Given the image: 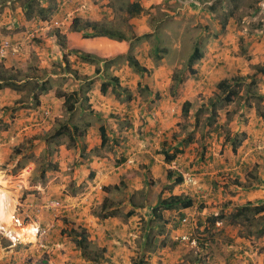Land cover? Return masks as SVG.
Instances as JSON below:
<instances>
[{
    "label": "rangeland",
    "instance_id": "374dc122",
    "mask_svg": "<svg viewBox=\"0 0 264 264\" xmlns=\"http://www.w3.org/2000/svg\"><path fill=\"white\" fill-rule=\"evenodd\" d=\"M50 9L46 19H42ZM75 18L82 22H100L122 33L129 43L127 49L124 53L100 54L97 48L107 46L94 40L97 54L78 51L102 60H81L74 52L77 49L69 48L64 33L71 31ZM51 23L52 27L46 29L45 25ZM103 37L112 39L100 38ZM92 38L82 39L85 42ZM112 40L117 45L122 42ZM4 42L18 43L19 52L0 58V62L9 66V69L3 66L0 69L15 73L27 68L31 79L11 87L19 98L5 108L7 119L0 122V137L6 139L1 133L16 129L14 112L33 107V93L42 83L47 91L39 97L49 94L46 98L52 100V112L57 109L59 115L52 113L48 120L43 112L51 114V110L42 109V113L38 110L37 117L44 121L34 120L28 126L30 135L22 141L15 138L9 147L5 165L14 164L11 171H14L15 183L9 184L0 174V191L8 206L6 216L0 213L3 245L5 241L16 240L23 246V252L37 247L40 250L37 262L46 264L43 259L51 255L49 241L71 239L69 232L76 225L78 210L90 214L91 218L97 216L99 209L101 215L115 212L114 205L107 207L109 203L104 197H97V192L104 193L102 186L96 191L95 185L89 189L86 184L77 185L72 180L84 159L78 155L79 148L90 128H117L121 123L129 128L134 125L127 119L121 121L122 112L135 109L154 114L157 103L164 101L174 106L172 119L177 120L171 139L183 143L176 164L188 176L196 173L183 188L172 187L173 194L178 196L180 189L189 192L180 196L187 199L186 196L193 195L197 212L180 215L182 208L178 207L169 211L171 216L167 215L168 211H161L165 214L163 220L169 219L167 224L156 220L152 209L169 191L162 183L164 174L150 175L148 171L135 174L132 180L138 187L142 185L143 190H138L134 197L137 195V203L145 210L123 216L124 221L134 216L137 220L132 235L128 236L137 245L134 264H162L160 259L167 254L172 258L171 264H264V235L253 236L252 240L246 236L250 230L264 228L258 216L251 223L239 219L237 225L223 220L215 225L212 234L203 232L210 215L229 216L247 203L264 206V0H0V45ZM195 48L201 55L198 60L191 59ZM128 54L147 71L135 70L127 61ZM190 63L194 73L190 72ZM202 66L204 71L200 69ZM260 69L262 74L258 72ZM221 81L238 92L231 104L224 102L226 91L218 88ZM103 82L112 87L118 84L120 90L104 95L100 91ZM72 92L76 95L64 104ZM101 95L108 101L100 99ZM74 102L75 108L66 111V105ZM146 123L144 118L137 119L139 128H144ZM64 124L72 133L74 128L78 130L74 131V140L67 135L53 138ZM79 132L83 135L77 138ZM12 135L16 137L15 133ZM231 143L237 145L236 153L227 156ZM109 151L112 150L94 147L91 154L105 156ZM19 163L26 166L19 170ZM25 169L28 174L23 172ZM226 172L234 175L221 176ZM249 172L253 177L247 182ZM204 175L219 187H210ZM234 177L241 186L233 184ZM50 181L52 189L48 187ZM193 181L201 188L195 189ZM248 184L251 188L244 189ZM51 199L62 200L76 209L54 219L52 212L43 207ZM30 202L40 206L41 219L49 218L37 227L42 228L54 219V228L46 236L34 232L35 241L29 227L33 223L26 216L30 214L29 209L23 206ZM259 215L264 216V211ZM183 216L190 220L189 225L181 222ZM66 222L69 225L60 230ZM38 242L44 243L43 248ZM201 246H207L208 250L202 252ZM101 251L89 246L87 257ZM152 255L158 260L151 259ZM82 257L87 260L86 256ZM182 257L183 263H178L176 259Z\"/></svg>",
    "mask_w": 264,
    "mask_h": 264
},
{
    "label": "crops",
    "instance_id": "0c3cea01",
    "mask_svg": "<svg viewBox=\"0 0 264 264\" xmlns=\"http://www.w3.org/2000/svg\"><path fill=\"white\" fill-rule=\"evenodd\" d=\"M64 33L68 44H70V49L76 48L80 51H90L88 53L92 52L97 54L98 51L100 54H108L112 52H117V54L118 52L124 53L123 51L127 49L126 45L129 44L127 41H122L120 42L121 44L117 45V42L105 37H94L83 42L82 33L80 34L72 31ZM94 40L96 43L106 45L107 47L103 46L102 48H97L98 51L95 50ZM0 66H3L4 69H9V66H7L4 62H0ZM200 69L204 71L203 66ZM25 78L26 77L22 76L21 79L14 82L15 86L13 84L0 90V122L6 121L8 112L6 109H8L9 106L14 105L19 98L16 91L12 90L11 87H16L19 82L26 83L27 80L31 79L29 76L28 79ZM97 92H99V90H97ZM47 96H49V94L38 97L39 104L36 107L20 108L14 112L13 115H16V129L14 131L9 130L8 132H4V134L1 133V135L6 137V139H2V136L0 137V169L2 171L5 170V173L0 171V174L4 180L9 182V184L15 183L13 176L14 171H11L14 164L11 163L9 165H5V161H7L6 158L9 152V147L12 145L14 139L19 138V140L22 141L23 137L30 135L28 126L30 128V126L33 125V122L40 120L36 114L38 110L42 113V109H50L51 114L49 111L43 112V116L48 118V120H50L49 118L52 113L59 115V111L57 109L52 112V100L48 101L46 98ZM100 99L107 100L103 95L100 96ZM90 102H92V100ZM157 105L154 114L139 112L135 109L128 112H122L121 114L122 116L124 115V117L121 118V121H126L127 119L130 123L132 121V124L134 125L129 128L125 127L123 123L117 124V128L110 127L109 129H105L104 126L90 128L86 133V137H84V144L82 143L79 148L78 155H82L84 159H82L81 165H79L78 169L75 171L72 180H74L77 185L82 184L84 186L86 184L89 186V189L92 185H95L96 191H99L98 187L102 186L104 193L99 195L100 193L97 192V197L100 198L103 196L104 201L109 203V206L114 205V209H116L115 214L107 217L100 216V209L98 210L97 216L94 214L95 217L93 216L92 218L90 217V214L86 212H79V210L78 213L76 212V215H78V219L75 220L76 226L84 228L87 232L89 246L103 250L101 256L98 255L97 264H134V256L136 254L137 245L134 240L128 236L132 235L131 232L135 228V221L137 220L136 216L132 217V219H128V221H124L123 219V216L129 211L137 212L139 209L145 210L141 204L137 203V195L134 197V194L138 190H143L142 185L138 187L134 184L132 180L134 176L143 173L146 174L147 171L150 175L163 173L162 183L165 187L168 186L169 191L165 192V197L168 198L174 194L172 190L173 188L171 187L173 179L167 180V171L171 170L176 174L184 172V170L182 169L181 171V168H179L180 166L176 164L178 155L176 156V160L171 163H166L163 156L164 152L171 154L173 152L172 150H182L183 146L181 140L176 141L171 139V135L176 132L174 126L177 122V120L174 122V119H172L174 106H171L169 103H165L164 101L157 103ZM45 113H47V115H45ZM139 117L144 118V121L147 122L144 128L137 127V119ZM41 121L44 120H40V122ZM156 124H159L160 126L155 127ZM100 127H103L104 134L107 138L103 147L101 146ZM94 130H96V132ZM138 130L140 132H138ZM14 133L16 134V137H13L12 134ZM91 135H94L92 139ZM109 137H111L110 140ZM114 145H118L119 147H115ZM94 147L98 149L105 148L112 151L104 153L103 155L105 156H92L91 153ZM72 148L75 150L76 146L73 145ZM121 156L125 157L127 160L122 161ZM3 165L7 168L4 169ZM18 165H20L19 170L26 166H23L21 163ZM27 166V168H30V164H27ZM174 167L176 169H174ZM27 171L28 170L26 169L23 170L25 174H28ZM187 174L188 173L181 175L183 182L176 185L174 189L183 188V185L191 179L190 177L192 176L193 179L196 175V173L193 172L192 174L189 173V176ZM204 178L211 182L213 181L207 178L206 175H204ZM246 179L244 178V180ZM246 181L249 182L251 180L247 179ZM121 184L124 186L122 185L121 187ZM193 185L195 189L201 188L198 183H194ZM48 187L51 189L53 188L52 181L49 182ZM186 187H188V185H186ZM40 188L41 187H36L38 190ZM182 191L183 190L181 189L179 190L178 193L180 194H178V196L182 193L185 195L189 193ZM186 197L187 199L194 200L193 195ZM23 206L29 209L30 214L27 213L26 215L29 216L34 228H36L38 224L49 220V218H47V220L40 218V206L36 203H23ZM74 211L75 210H73V212ZM181 211L180 215H184V213L187 214L188 211L195 214L197 212V207L193 206L190 209L182 208ZM167 215L171 216V213L168 212ZM183 217L185 218V216ZM68 225L69 224L67 222L61 224L62 227H60V230L65 229ZM2 242L3 241H0V264H36L37 259L39 258H37L38 252L40 251L37 247L33 248L32 246L31 249L28 250L29 252H23L21 250L23 249V246L16 242V240L15 242L5 241L4 245ZM47 247H50L49 251L51 252V255L47 259H44L46 264H94L90 260H86L82 257L80 249L70 238L63 237L60 240H51L49 241V245ZM28 257H31V259H28ZM150 258H154V260L157 258L158 260V257L155 255H152ZM170 259L172 258L169 254H167L160 259V262L162 264H171L172 261ZM183 260V257L182 259H176L178 263H183Z\"/></svg>",
    "mask_w": 264,
    "mask_h": 264
},
{
    "label": "trees",
    "instance_id": "16d2710c",
    "mask_svg": "<svg viewBox=\"0 0 264 264\" xmlns=\"http://www.w3.org/2000/svg\"><path fill=\"white\" fill-rule=\"evenodd\" d=\"M132 7L134 8L135 4H132ZM51 9L48 11V14H44L43 15L42 19H46V17L49 15ZM28 18H30V16H28ZM71 31L72 32H82V34L84 35L83 37H102V36H106V37H109V38H112V39H116V40H121V41H125L126 40L125 36L122 33L112 30L111 28L107 27L103 23H100V22H82L79 18H75L74 21L72 22ZM56 34H57V36H59L58 33H56ZM74 52L77 55H80L79 58L81 60H83V61L91 62V61H101L102 60L101 58L96 57L95 55L92 56L93 54L91 55V54L79 53L78 50H76ZM126 58H127L128 63L132 67H134L135 70H137L138 72L145 71V70L147 71L146 68H144L141 65H139V62L133 56L128 54L126 56ZM200 58H201L200 52L198 51L197 48H195L191 59L192 60H194V59L198 60ZM192 64L193 63L189 64V69H190L191 73H194V70H191ZM258 72L262 74L263 70L260 69V70H258ZM19 73H21L22 76L26 77L25 79H28V70H27V68L25 70H18L15 73H12V71H11V73L10 72H6L5 70L0 69V90L2 88H4V87H7V86L15 84L14 82H16L17 80L21 79V78H19ZM36 86H37V83H36ZM227 87H228V85H227V82H225V81H221L218 84V88L222 92L226 91L225 95H224V98H223L224 102L227 103V104H231L238 97V92L235 91L234 89H232V86L228 87V88ZM37 89H38L37 92L33 93V96H32V100H33V103H34L33 107H36L39 104V101H38L39 95L47 90L45 84H43V83L38 85ZM118 90H120V87L118 86V84L116 86L112 87V86H108V84L106 82H103L101 84V87H100V91L104 95L105 94L107 95L109 92L110 93H116ZM75 95H76V92H72L71 94L66 96L64 104L65 103L67 104L69 99L74 97ZM187 105H189V103L186 102L185 106L187 107ZM74 108H75V102L72 103V104L66 105V111L71 112ZM74 131L78 132V130L76 128H74L73 129V133H72L71 130L68 127H65V124H64L62 127H60V129H58L56 131V133L53 136V138H58L59 135H67L70 139L74 140V138H75ZM83 131L84 130H82V132ZM82 132L78 133L77 138H80V136L83 135ZM100 134H101V146L103 147L105 145V143H106V140H107V138H106V136L104 134V131H103V127H100ZM230 145H231L230 146L231 152L227 156H231V155H234L236 153L237 145L235 143H231ZM224 151H227V150H224ZM178 154H182V150H177L176 149L171 154H168V153L164 152L163 153L164 160L166 161V163H171V162L176 160V156ZM121 158H122V161H126L125 157L121 156ZM120 161H121V159H120ZM18 167H20V165H18ZM231 174H232V176L234 175L232 172H231ZM231 174L226 172V173H222L221 176L226 175L227 178H231L232 177ZM246 177H247V179H251L253 177V174L251 172H249V174H247ZM171 179H173L172 183H171V187L179 185V184H181L183 182V178H182L180 173L176 174L174 171L168 170L167 171V180H171ZM215 183H216V181H215ZM215 183L213 181L212 182L211 181L208 182L210 187L216 189L219 186H217ZM240 183L237 180V178L234 177L233 184H235L236 186H241ZM249 185L250 184L245 186L244 189H250L252 185L250 187H249ZM214 189H212V190H214ZM181 197L182 196L171 195L168 198H165V199L161 200L159 202L158 206L152 209L153 217H155L156 220H163V216L165 214H163L161 211H168L169 212L170 210H173L174 208H178V207L190 209V208H192L194 206L193 205V201L194 200L185 199V198H183V197L181 198ZM184 199L186 200V202L184 201ZM107 207H110V206L107 205ZM158 209H159V211L157 212L156 210H158ZM104 210H106V209H104ZM263 211H264V206H252L251 204L247 203L246 205H243V206H241L239 208H236V210L233 213H231L229 216H227V215H225L223 213L218 214L217 216L210 215L209 217L206 218L207 219L206 221H208V224H206L204 226L203 232H206L209 235L212 234V231H214V229H215L214 228L215 225L217 223L223 221V220H227V222L230 223V225H237L239 223L238 222L239 219L240 220L244 219L247 222H250L256 216H258L259 219L262 220V225L264 226V216H260L259 215ZM113 214H115V212H112V213L110 212V214L102 213V215L101 214L100 215L102 217H107V216H111ZM132 214H133V211H130V212H128L126 214V217H130V216H132ZM168 220H167V222L165 220H163V222L165 224H167ZM70 229L71 230L69 232V236L74 241L76 246L81 250L82 256H84V257L86 256V258L88 260H90L94 264H97L98 263L97 258L99 256H101L102 253H98V254H100L99 256H98V254H94L91 257H87L88 256L89 242H88V235H87V232L85 231V229L81 228L80 226L78 227L76 225H73ZM262 235H264V228L263 227L254 229V231H251V230L248 231L246 236L248 238L250 237V239L252 240L253 236L259 237V236H262ZM161 246H163V244ZM201 250H202V252L205 253V251H207L208 248H207V246L205 248H204V246H201ZM101 252H103V251H101ZM36 264H39V262H36ZM138 264H140V263H138Z\"/></svg>",
    "mask_w": 264,
    "mask_h": 264
},
{
    "label": "built area",
    "instance_id": "2783aa9c",
    "mask_svg": "<svg viewBox=\"0 0 264 264\" xmlns=\"http://www.w3.org/2000/svg\"><path fill=\"white\" fill-rule=\"evenodd\" d=\"M45 26L46 29H48L49 28L48 26L52 27V23L50 25L46 24ZM18 52H19L18 43L13 44L10 42H4L3 44L0 45V58H6L8 55H15ZM45 115H47V113H45ZM174 169L176 168L174 167ZM180 174L184 175L182 172H180ZM98 189L101 190V186H99ZM43 207L52 212L54 219H57L66 212H70L73 211V209H75L73 205L67 204L66 202L59 199L48 200ZM54 219L52 221L47 222L42 228L36 227V234L40 236H46L54 228ZM182 223L184 225H189L190 220L188 218H183ZM43 245L44 243L42 244L41 242L38 244V246L41 248H43L42 247Z\"/></svg>",
    "mask_w": 264,
    "mask_h": 264
},
{
    "label": "bare ground",
    "instance_id": "6f19581e",
    "mask_svg": "<svg viewBox=\"0 0 264 264\" xmlns=\"http://www.w3.org/2000/svg\"><path fill=\"white\" fill-rule=\"evenodd\" d=\"M0 213L3 215L4 214V216H6L7 215V213H8V206H7V202H6V199H5V197H4V194L3 193H1V191H0ZM3 221H5V219H3ZM1 223V222H0ZM30 228H31V233H30V235L31 234H33V238H34V241H35V235H34V232H35V234H36V230H35V228L33 227V226H29Z\"/></svg>",
    "mask_w": 264,
    "mask_h": 264
},
{
    "label": "clouds",
    "instance_id": "9594fccd",
    "mask_svg": "<svg viewBox=\"0 0 264 264\" xmlns=\"http://www.w3.org/2000/svg\"><path fill=\"white\" fill-rule=\"evenodd\" d=\"M8 56H11V55H8ZM16 57V56H15ZM74 210V209H73ZM70 212H72V211H70ZM182 221V220H181Z\"/></svg>",
    "mask_w": 264,
    "mask_h": 264
}]
</instances>
